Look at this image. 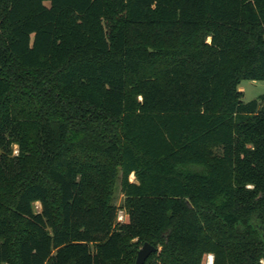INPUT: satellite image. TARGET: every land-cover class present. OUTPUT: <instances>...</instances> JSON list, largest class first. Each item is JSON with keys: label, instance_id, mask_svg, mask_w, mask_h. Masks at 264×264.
<instances>
[{"label": "trees", "instance_id": "16d2710c", "mask_svg": "<svg viewBox=\"0 0 264 264\" xmlns=\"http://www.w3.org/2000/svg\"><path fill=\"white\" fill-rule=\"evenodd\" d=\"M244 81L264 0H0V264L264 263Z\"/></svg>", "mask_w": 264, "mask_h": 264}, {"label": "rangeland", "instance_id": "374dc122", "mask_svg": "<svg viewBox=\"0 0 264 264\" xmlns=\"http://www.w3.org/2000/svg\"><path fill=\"white\" fill-rule=\"evenodd\" d=\"M239 91L243 93L242 100L244 102L251 101V100L256 99L257 97H259L261 95H264V82L244 81V82H242L240 84ZM263 104H264V102H263ZM15 149L16 148L14 147L13 148V150H14L13 154L14 155L16 154ZM130 181H134L132 176H130ZM122 200H123L122 195L120 194L119 189H118L117 193H116V197H115L116 206H120L122 204ZM34 209H35L36 212H39L40 211V205L38 203H36L34 205ZM118 214L121 215L124 218V211L123 210H120L118 212ZM123 218H122V220L124 221L125 218L124 219ZM207 256H205V258H204V263L205 264H206ZM210 256H212V255H210ZM262 264H264V263L262 262Z\"/></svg>", "mask_w": 264, "mask_h": 264}, {"label": "water", "instance_id": "95a60500", "mask_svg": "<svg viewBox=\"0 0 264 264\" xmlns=\"http://www.w3.org/2000/svg\"><path fill=\"white\" fill-rule=\"evenodd\" d=\"M157 251V248L148 243H144L142 247L137 251L134 264H144L146 259Z\"/></svg>", "mask_w": 264, "mask_h": 264}, {"label": "built area", "instance_id": "2783aa9c", "mask_svg": "<svg viewBox=\"0 0 264 264\" xmlns=\"http://www.w3.org/2000/svg\"><path fill=\"white\" fill-rule=\"evenodd\" d=\"M124 217H125V215H124ZM122 218H123V217H122L121 215L118 214L117 221L120 222V223H122V222H123ZM123 219H124V218H123ZM212 262H213V257L210 256V255H208V256H207V259H206V264H212Z\"/></svg>", "mask_w": 264, "mask_h": 264}]
</instances>
